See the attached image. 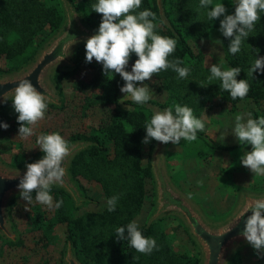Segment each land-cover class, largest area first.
I'll list each match as a JSON object with an SVG mask.
<instances>
[{
	"label": "trees",
	"instance_id": "16d2710c",
	"mask_svg": "<svg viewBox=\"0 0 264 264\" xmlns=\"http://www.w3.org/2000/svg\"><path fill=\"white\" fill-rule=\"evenodd\" d=\"M70 1L87 24L96 29L99 28L102 14L92 10V4L96 0H80L79 4L75 0ZM171 4L175 15L169 14L165 7H163V13H160L156 0H142L140 10L150 9L156 13L155 23L158 34L172 37L177 41L176 50L169 59L179 57L184 61L182 66L190 68V73L187 78L181 79L178 73L168 69L145 82L157 89L164 88L173 104L179 101L181 103L195 102L209 109L208 99L217 95L221 105H234L240 99L233 100L229 92L220 89V85L201 84L197 80L198 77L201 80L205 78L202 73L204 55L201 52H195L190 42L207 36L211 21L207 17V11L210 8L200 9L199 0H171ZM81 7L84 10H81ZM234 11L235 5L230 14ZM260 16L261 19L249 33V37L243 42L241 51L237 54L232 55L228 52L227 46L230 41L221 36L223 56L228 67L241 68L242 71L237 79H246L250 84V91L246 97H251L258 106V109H251L252 118L264 116V74L257 70L253 76L248 75L254 62L253 49L256 48L257 43L264 40V12H261ZM62 20V7L48 5L45 0H0V59H7L10 62L8 68L0 67V71L16 69L28 62L43 42L60 27ZM182 27L188 30L189 38L183 34ZM11 35L13 39L10 40ZM39 35H42L40 41L37 40ZM83 44L85 45V42ZM136 59L138 57L133 53L126 70L131 71ZM70 78L74 89L83 94L77 107H74L76 109L73 114L76 118H86L90 108L101 105V115L94 125L90 124L93 127L91 133L79 131L66 133L59 126L64 124L60 123L59 117L66 116L67 112V99L63 92L62 81ZM52 80L61 103L49 104L45 114V117L49 118L43 120L42 127L44 130L59 129L67 141L76 138H88L95 141L94 144L81 149L74 155L69 166V173L82 193L90 197V200L92 197L87 193V187L81 179L97 182L102 190L104 203L94 209H84L73 214L72 209L77 207L69 193L63 187L53 185L51 192L54 203L62 199V205L59 208L53 207L54 213L52 212L51 215L35 206L30 215L32 224L44 227V233L40 238L43 239L45 235L48 237V231L55 222H65L66 243L68 240L71 242L74 254L83 264H199L200 255L192 258L185 252H176L172 249L165 232L156 227V221L159 218L148 226L146 222L138 223L143 235L152 237L157 242V248L150 255L137 252L129 246L127 239L118 241L116 238L115 229L126 226L141 211L147 193L146 180L153 177L150 152L155 140L150 143L147 158L142 159V138L146 132L144 127L154 114L148 103H157L158 106L166 108L171 105L152 100L143 105L136 104L131 98L119 100L118 92L125 83L120 75L111 73L105 76L100 63L96 61L86 63L85 59L77 54L74 56V65L54 69ZM3 107H12V101L9 100L0 105V114ZM17 116L14 110L10 123L12 127L19 129ZM197 137L213 149H228L240 145L239 143L217 144L204 131L198 132ZM42 155L44 154L40 150H28V152L13 155L9 164L20 166ZM112 196H118L119 200L115 211L109 212L107 200ZM15 198L16 196L9 202L11 215V205ZM23 242L19 236L15 240H7L9 245H22ZM235 255L229 258L227 264H242V258H239L237 251Z\"/></svg>",
	"mask_w": 264,
	"mask_h": 264
},
{
	"label": "clouds",
	"instance_id": "9594fccd",
	"mask_svg": "<svg viewBox=\"0 0 264 264\" xmlns=\"http://www.w3.org/2000/svg\"><path fill=\"white\" fill-rule=\"evenodd\" d=\"M234 5V13L227 14L224 3L199 0L200 9L210 8L207 11L209 20H220L219 31L230 41L227 47L232 55L241 51L243 42L261 19L264 0H235ZM141 6L142 0H96L92 4V10L102 14V20L98 31L85 41V62L90 64L95 59L102 65L105 76L111 73L119 74L125 82L120 91L125 93V96L130 95L136 104L143 105L152 98L145 81L152 80L161 71L168 69L184 79L188 77L190 68L182 66L184 61L179 57L169 59L176 50V39L158 34L156 13L150 9L140 10ZM213 44L223 47V41L219 39L213 40ZM254 50L256 55L248 71L250 76L257 70L264 74V57L257 58L260 49ZM133 53L138 59L132 65L131 71H128L126 69ZM222 65L223 59L219 64L211 65L208 81H220V89L229 92L233 100L244 99L250 91V84L246 79H237L241 68L229 67L222 70ZM9 100L18 114V138L22 139L33 135L34 127L45 118L49 104L54 102L50 93L40 91L28 78L20 79L14 89L0 95V101L3 103ZM153 111L154 114L144 127V144L155 140L163 144L171 142L173 145H179L182 139L196 140L197 133L205 131L204 120L197 118L194 110L187 105L176 103L164 110ZM9 127V124L0 122V128L7 130ZM232 135L241 146L251 145V150L244 151L240 157L242 166L248 168L255 176H264V116L252 118L251 113L237 114ZM36 143L44 155L36 162L26 163L27 171L17 185L19 196L29 206L33 202L35 192L37 203L49 209L59 208L63 200L54 203L52 186L65 183L64 162L71 156L73 148L59 132L42 134L38 136ZM118 200V196L107 200L109 212L115 211ZM248 212H251V215L243 220L244 226L239 235L254 249L258 258L264 259V198L250 200L245 210V213ZM244 216L245 214L241 218ZM115 232L118 241L127 239L129 246L139 253L150 255L157 248L156 240L144 236L135 220L126 226L117 227Z\"/></svg>",
	"mask_w": 264,
	"mask_h": 264
},
{
	"label": "rangeland",
	"instance_id": "374dc122",
	"mask_svg": "<svg viewBox=\"0 0 264 264\" xmlns=\"http://www.w3.org/2000/svg\"><path fill=\"white\" fill-rule=\"evenodd\" d=\"M45 1L48 5L62 7L60 0ZM75 1L77 4L80 3V0ZM234 1L235 0H213V3H224L228 10L227 14H230L234 6ZM163 7L168 10L169 14L175 15L171 0H163ZM81 10H84V8L81 7ZM222 18L223 17H221V19ZM219 27V19L216 21L211 20L207 36L200 40L190 42L195 52H201L204 55V69L202 73L205 75V78L201 80V78L198 77L197 79L201 84L211 83L220 85V81L218 80L208 81V76L210 75L209 69L212 64H219L220 60L223 59L222 70L229 68L224 59L221 45L213 44V40H221L222 34L219 31ZM182 31L185 37H190L185 27H182ZM41 38L42 35H39L37 40L40 41ZM11 39H13V35H11L10 40ZM256 48L260 49L257 58L264 57V40L259 42V44L257 43ZM254 49L252 52L253 60L256 55ZM76 54L83 59L86 58L85 45L83 43L77 46L74 56H76ZM9 66V60L0 59V67L8 68ZM86 72L85 69V73ZM62 83L63 92L67 99V112L66 116L59 117L60 123H64L59 126H61L66 133H71L73 131L89 132L92 128L91 125H94L101 115V105H95L90 108L86 118H76L74 116L76 108L74 107H77L83 94L74 89L71 78L63 80ZM145 83L148 84L151 91L152 98L150 100L168 106H174V104H176H173L172 99L164 88L157 89L150 83ZM138 86H140L139 82ZM125 95V93L119 91V100L131 98L130 95ZM208 100L210 101L209 109H205L204 105L201 103H181L179 101V104L191 107L194 110V115L204 120V132L211 136L215 143L226 145L239 143L232 135L234 118L237 114L251 113L252 108L258 109L256 103L251 97L240 99L234 105L229 106L221 105L220 98L217 95L211 96ZM148 105L153 113L154 109L164 110L166 108L158 106L157 103H148ZM12 108L13 107H3L0 114V122L10 125L7 130L0 128V159L6 163H9L13 155L17 153H25L28 152V150H40L36 143L38 136L52 132H59L61 134L59 129L44 130L42 127L44 126L43 120L49 118L45 117L34 127L32 136L27 139L18 138V128L12 127L10 123L14 113ZM145 136L146 132L143 138ZM150 143H142L144 159L147 158ZM250 150L251 145H239L228 149H213L199 137L193 141H184L182 139L179 145H173L171 142L165 144L163 153L164 166L167 175L174 185L179 188L189 200L196 203L207 218L217 220L231 213L239 200L241 191H264V176H255L254 173L240 163V157L243 155V152ZM235 177L238 182L248 181V184L238 185L236 183L233 186V182L236 181ZM146 182L147 193L143 200V208L135 217L140 223L146 222L155 208V186L153 177L152 179H147ZM90 193L94 196H91L92 198H97V201L89 200L83 202L81 205L76 206L77 208L72 209L73 214L84 209L96 208L99 206L98 202L102 200L99 188L90 187ZM34 195L33 202L29 206L19 195L16 196L11 205L12 215L10 213V217L12 225L16 231L17 237H21L24 242L22 245H9L7 240L0 236V264H63V252L66 246V223L55 222L48 231V237L45 235V237L41 239L40 236L44 233V227L43 225L38 227L32 224L30 215H32L35 206L47 211L50 215L54 213V208L49 209L47 206L37 203ZM156 227L165 232L174 251L185 252L192 258L200 255L198 246L191 238L183 221L178 215L164 214L160 216L158 221H156ZM247 248L248 246L246 244L241 245L233 251L230 258L235 255L236 251L239 258H242V256L245 258L247 255ZM235 257L238 256L235 255Z\"/></svg>",
	"mask_w": 264,
	"mask_h": 264
},
{
	"label": "water",
	"instance_id": "95a60500",
	"mask_svg": "<svg viewBox=\"0 0 264 264\" xmlns=\"http://www.w3.org/2000/svg\"><path fill=\"white\" fill-rule=\"evenodd\" d=\"M60 1L63 10L60 27L43 42L28 62L16 69L0 71V95L14 89L20 79L28 78L40 91L52 95L54 102L51 104L61 103L51 74L57 67L74 65V52L77 46L94 35L98 29L83 20L82 15L70 0ZM156 3L159 12L163 13V0H156ZM1 104H3L2 101H0ZM68 142L73 151L64 162L65 183L56 185L63 187L69 193L74 205L79 206L91 198L82 193L69 173V166L77 152L94 144L95 141L88 138H76ZM164 149L165 144L154 141L150 152L155 186V208L149 215L146 225L148 226L164 214H176L183 221L188 233L199 248V264H227L233 251L247 243L239 233L244 226L243 220L251 215V212L245 213L248 202L264 198V191H241L239 200L230 214L217 220L209 219L202 213L200 207L189 200L170 180L164 166ZM42 157L43 155L35 157L28 163L36 162ZM26 171V163L17 166L0 159V236L6 240L17 238L10 217L9 202L14 196L19 195L17 185ZM244 214L245 216L241 218ZM63 264H83L74 254L69 240L63 252Z\"/></svg>",
	"mask_w": 264,
	"mask_h": 264
},
{
	"label": "crops",
	"instance_id": "0c3cea01",
	"mask_svg": "<svg viewBox=\"0 0 264 264\" xmlns=\"http://www.w3.org/2000/svg\"><path fill=\"white\" fill-rule=\"evenodd\" d=\"M95 61V59L93 60ZM92 127V126H91ZM90 129V128H89ZM93 131V127L90 129L89 132H86V133H91ZM142 159L144 160V156L142 154ZM236 178V177H235ZM240 178V177H239ZM81 181L83 182V184L87 187V193L90 194V196L94 197L93 194L90 193V187H95V188H99L100 190V197H102L103 199V193H102V190L100 188V185L97 183V182H94V181H87L86 179H81ZM238 184V185H241V184H248V181L244 182V181H239L237 180L236 178V181L233 182V186L235 184ZM92 200H96L97 201V198H92ZM104 202L103 200H101L100 202H98L99 205H102ZM142 208H143V205H142ZM89 209H94V208H89ZM142 210V209H141ZM139 214V213H138ZM137 215V214H136ZM135 215V217H136ZM134 217V220L137 221ZM138 223H140L139 221H137ZM246 245L248 246L247 248V255L245 256V258L242 256V264H264V259H261V258H258L257 255L255 254V251L254 249L248 244L246 243ZM240 247V246H239Z\"/></svg>",
	"mask_w": 264,
	"mask_h": 264
},
{
	"label": "flooded vegetation",
	"instance_id": "af4514ba",
	"mask_svg": "<svg viewBox=\"0 0 264 264\" xmlns=\"http://www.w3.org/2000/svg\"><path fill=\"white\" fill-rule=\"evenodd\" d=\"M158 110H160V109H158Z\"/></svg>",
	"mask_w": 264,
	"mask_h": 264
}]
</instances>
